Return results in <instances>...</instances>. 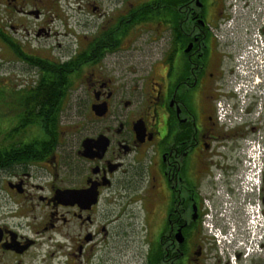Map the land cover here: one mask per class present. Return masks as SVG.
I'll return each instance as SVG.
<instances>
[{"label": "flooded vegetation", "instance_id": "obj_1", "mask_svg": "<svg viewBox=\"0 0 264 264\" xmlns=\"http://www.w3.org/2000/svg\"><path fill=\"white\" fill-rule=\"evenodd\" d=\"M229 14L227 0H0V78L2 58L37 75L24 92L10 83L7 108L0 79V264H264V240L232 257L204 227L221 193L238 203L253 147L264 224V109L233 130L216 120L235 51L214 33ZM24 96L40 117L26 139ZM64 111L78 132L65 133ZM125 197L138 204L131 237L133 214L113 207Z\"/></svg>", "mask_w": 264, "mask_h": 264}, {"label": "built area", "instance_id": "obj_2", "mask_svg": "<svg viewBox=\"0 0 264 264\" xmlns=\"http://www.w3.org/2000/svg\"><path fill=\"white\" fill-rule=\"evenodd\" d=\"M229 18L215 31L220 44H227L235 51L230 90L216 104V120L226 130L254 123L264 109V0H227ZM255 109L250 113L251 110ZM244 170L234 187L238 203L232 193L220 194L219 210L207 205L209 212L204 227L210 233L220 251L234 255L242 251L255 253L264 240V224L258 203L260 170L252 148ZM239 215L241 229L232 224ZM216 217L221 225H216ZM228 227L227 231L226 228Z\"/></svg>", "mask_w": 264, "mask_h": 264}, {"label": "rangeland", "instance_id": "obj_3", "mask_svg": "<svg viewBox=\"0 0 264 264\" xmlns=\"http://www.w3.org/2000/svg\"><path fill=\"white\" fill-rule=\"evenodd\" d=\"M55 31L57 33L61 34V37H59V39L61 40L62 38H64L65 41H63V43H65V42L68 41V38H69V37H64L65 33H71L72 30L71 29L70 30H61L60 29V30H55ZM24 37H25L24 34H21L20 36H17V35L15 36L16 41H18V43L20 42L21 44L24 41V39H23ZM49 41L52 42V44H54L53 40H49ZM27 45L29 46V44H27ZM52 48L53 47H49L47 49H45V48L40 49L38 54H43V51H44V52H47L49 55H51L48 51H49V49H52ZM37 50H38V48L32 47V49L30 51L33 53V52H36ZM1 51H3V50H1ZM3 60L4 59L2 58L1 66H3V72L1 74V78L0 79L3 80V86L8 88L7 91H12L11 88H9L10 87V83H12V85L14 84L16 86V87L14 86L15 87L14 90L15 91L17 90L19 92H24V91L29 90L32 87H34L32 85V83L37 78V75L35 74L34 71H33V73H31L30 71H28L27 65H25L23 62L22 63L17 62V63H15V65L17 66V71L15 72V70H14V72H13L11 67H14L15 65L13 63L10 64V65L7 64V63L5 64L4 63L5 60L4 61ZM7 68H10L9 69L10 73H7ZM5 97L7 98V102L5 104H8V102H11V99H10L8 94ZM8 107H9V105H8ZM64 113H63V117H65V115L66 116L69 115L70 118H71V119H63L64 125H65V129H64L65 133L78 132V129H76V128L79 127L78 125L81 122L80 121V117L77 116L75 112H67L66 113L64 111ZM82 113H84V112H82ZM253 140H255V139H251L250 138L248 140V142H249L248 145H250L252 142H254ZM249 150H251V146L249 147ZM251 151H253V150H251ZM255 154H256L255 158H257V157L259 158L260 154H259L258 150H257V152H255ZM247 158H248V154H247V151H246V155L243 157V161H245ZM244 166H245V163H244V165L241 164L240 170L238 171V174H237L238 177L241 176V173L244 170ZM130 200H133L134 202H133V205L128 207V204H129ZM135 200L136 199H128L127 197H125V199H123L120 203H115V204H118L120 206L124 205V207L122 209H120L119 207H117L115 205L113 206V207H115L118 210H125L126 209V213L125 214H133V215L127 216V218H124V221H125L124 224H125L126 222H129L130 216H133V219H131L132 221L127 223L125 225V227L123 226V229H126V228L128 229L127 225L131 229V230L128 229V231L130 232L129 236H130V234H132L133 230L137 234V230H136L137 229V227H136V221L137 220H135L137 217L135 215L137 213L136 211H137L138 204L137 203L135 204ZM129 224H131V225H129ZM136 238H137V235H136ZM133 253H134V251L131 250L129 255L132 256ZM116 259H117V262H116L117 264H123V263L126 264V263H128V261H124V260L123 261H119L120 259H122V256H116ZM60 261H61V259H59V263H60Z\"/></svg>", "mask_w": 264, "mask_h": 264}, {"label": "trees", "instance_id": "obj_4", "mask_svg": "<svg viewBox=\"0 0 264 264\" xmlns=\"http://www.w3.org/2000/svg\"><path fill=\"white\" fill-rule=\"evenodd\" d=\"M6 43L9 44L8 42L5 41V44ZM16 54H18L19 57H21V58L22 57L25 58V55L24 54H21V52L18 50V48H16ZM3 91H4V95H3L4 100H3V102L6 103L7 102V98L5 96H7V94H8L7 88L4 87V90ZM26 100H34V99H32L30 97H26V96L21 97V108L23 109V113L21 114L22 118H24L26 112L29 113V116H25V120L22 123V125H23L22 129H23L24 139H26L27 137H30V135H29L30 128L31 127H34V124H36V122L40 120V117H38V115L36 113L37 112V109H36V107H34L35 104L33 103V101H29L28 103H26L25 102ZM8 104H9V102H8ZM8 104H5V107L6 106L8 107ZM27 117H29L31 119H26ZM54 127L55 128L53 129V131L55 132L56 135H58L59 132L57 133V131H58L59 128H58L57 125L54 126ZM16 133L17 132L15 131L13 133V135L12 134L11 135L8 134V139H15L16 138ZM47 134H48V132H47ZM49 134H51V131H50ZM40 146H42V144H39V147ZM33 147H35V145H33V143L29 142V143H26L25 144L24 149L27 150L26 153H30V152H32V153L35 152L36 153V152H38L39 148L38 149L36 148V150H32ZM18 149L19 148L17 147V144L16 145L9 146L8 147V151L9 152L7 154L9 156H11V157L12 156H16V155H18V153H20V151ZM0 151H1L0 152V157L4 156L5 155L4 154L5 150L2 149Z\"/></svg>", "mask_w": 264, "mask_h": 264}]
</instances>
